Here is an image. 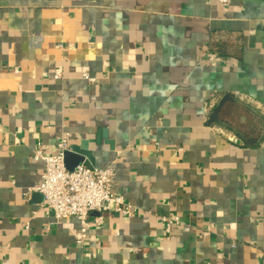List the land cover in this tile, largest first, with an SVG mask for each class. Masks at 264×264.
Segmentation results:
<instances>
[{
    "label": "crops",
    "instance_id": "crops-1",
    "mask_svg": "<svg viewBox=\"0 0 264 264\" xmlns=\"http://www.w3.org/2000/svg\"><path fill=\"white\" fill-rule=\"evenodd\" d=\"M63 133L134 210L83 243L31 192ZM0 264H264V0H0Z\"/></svg>",
    "mask_w": 264,
    "mask_h": 264
},
{
    "label": "built area",
    "instance_id": "built-area-1",
    "mask_svg": "<svg viewBox=\"0 0 264 264\" xmlns=\"http://www.w3.org/2000/svg\"><path fill=\"white\" fill-rule=\"evenodd\" d=\"M213 1L228 5L232 0ZM15 70L19 72L18 68ZM56 76L60 77L61 73L56 72ZM84 77L92 82L96 80L88 73ZM70 137L69 133L59 136L58 152L55 154H46L40 147L35 149V158L45 162V169L40 184L31 188V192H38L43 196L41 206L51 210L56 221L71 218L79 220L81 231L77 239L83 243L92 213H96L94 222L101 224L107 212L131 216L134 210L123 195L116 191L115 171L112 166L90 167L81 162L73 170L67 168L65 152L71 149ZM165 220L167 231L172 224L179 223L178 218Z\"/></svg>",
    "mask_w": 264,
    "mask_h": 264
},
{
    "label": "trees",
    "instance_id": "trees-1",
    "mask_svg": "<svg viewBox=\"0 0 264 264\" xmlns=\"http://www.w3.org/2000/svg\"><path fill=\"white\" fill-rule=\"evenodd\" d=\"M210 47L212 50H214L212 52L215 53H221L225 51L224 49H222V45L216 42H211ZM236 109H238V105L236 103L234 95L229 92L225 93L221 97V99L217 103H215L210 109L206 119V124L210 126L229 125L231 124L230 117ZM244 141L247 143V139Z\"/></svg>",
    "mask_w": 264,
    "mask_h": 264
},
{
    "label": "water",
    "instance_id": "water-1",
    "mask_svg": "<svg viewBox=\"0 0 264 264\" xmlns=\"http://www.w3.org/2000/svg\"><path fill=\"white\" fill-rule=\"evenodd\" d=\"M101 141L99 137L89 141L83 140L79 144L73 145L70 150L65 152V163L69 170H73L79 163L83 162L86 158L91 162L94 161L92 150ZM43 197V196H42Z\"/></svg>",
    "mask_w": 264,
    "mask_h": 264
}]
</instances>
